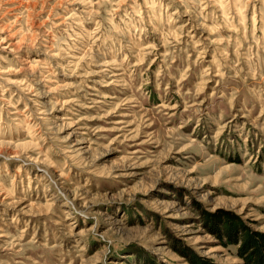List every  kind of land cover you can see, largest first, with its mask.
<instances>
[{
	"label": "clouds",
	"instance_id": "clouds-1",
	"mask_svg": "<svg viewBox=\"0 0 264 264\" xmlns=\"http://www.w3.org/2000/svg\"><path fill=\"white\" fill-rule=\"evenodd\" d=\"M262 152L264 0H0V264H264Z\"/></svg>",
	"mask_w": 264,
	"mask_h": 264
},
{
	"label": "rangeland",
	"instance_id": "rangeland-1",
	"mask_svg": "<svg viewBox=\"0 0 264 264\" xmlns=\"http://www.w3.org/2000/svg\"><path fill=\"white\" fill-rule=\"evenodd\" d=\"M231 150V146L225 144L223 149H221V154L222 155H227ZM264 165V152L261 153L260 158L258 161H256L255 163V167L258 170L264 171V168H262L261 166ZM179 199V196L177 197ZM209 219H211V217H209ZM257 223H259V221H256Z\"/></svg>",
	"mask_w": 264,
	"mask_h": 264
},
{
	"label": "trees",
	"instance_id": "trees-1",
	"mask_svg": "<svg viewBox=\"0 0 264 264\" xmlns=\"http://www.w3.org/2000/svg\"><path fill=\"white\" fill-rule=\"evenodd\" d=\"M226 227H229V225H226Z\"/></svg>",
	"mask_w": 264,
	"mask_h": 264
}]
</instances>
